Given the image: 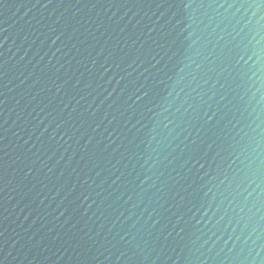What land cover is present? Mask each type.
Here are the masks:
<instances>
[{"label":"water","instance_id":"95a60500","mask_svg":"<svg viewBox=\"0 0 264 264\" xmlns=\"http://www.w3.org/2000/svg\"><path fill=\"white\" fill-rule=\"evenodd\" d=\"M0 264H264V0H0Z\"/></svg>","mask_w":264,"mask_h":264}]
</instances>
